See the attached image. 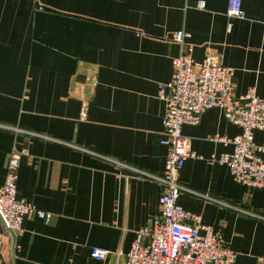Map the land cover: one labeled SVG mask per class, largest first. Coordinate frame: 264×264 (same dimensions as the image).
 Segmentation results:
<instances>
[{"label": "crops", "instance_id": "0c3cea01", "mask_svg": "<svg viewBox=\"0 0 264 264\" xmlns=\"http://www.w3.org/2000/svg\"><path fill=\"white\" fill-rule=\"evenodd\" d=\"M226 9L227 0H0V186L10 154L27 151L16 197L50 216L26 217L20 236L0 221L3 264H125L159 213L160 188L130 169L163 171L158 91L173 59L187 48L197 63L215 57L234 69L235 98L253 89L264 99V0H242L243 19ZM240 132L219 109L182 128L194 157L179 183L199 195L179 204L221 233L234 264H264V189L211 162L232 150L215 138ZM95 247L108 251L104 262L91 259Z\"/></svg>", "mask_w": 264, "mask_h": 264}, {"label": "built area", "instance_id": "2783aa9c", "mask_svg": "<svg viewBox=\"0 0 264 264\" xmlns=\"http://www.w3.org/2000/svg\"><path fill=\"white\" fill-rule=\"evenodd\" d=\"M202 6V3L198 4L199 8ZM226 15L243 19L242 0H227ZM185 37L183 33H176L173 38L181 42ZM233 76L234 69L222 65L215 57L209 56L200 63L195 62L191 48L173 59L171 79L162 84L158 91V98L164 103L160 141L166 148L163 171L159 175H152L129 168L138 178L158 185L159 213L136 232L135 240L125 255V264H234L235 253L229 249L221 233L204 226L199 216L185 211L179 204L183 193L199 195L179 183L186 159L194 157L188 139L182 135V128L197 124L201 114L209 109H219L229 123L241 130L232 139L215 138L225 145H231L232 150L218 158L212 155L211 162L225 165L236 184L256 190L264 189V161L261 157L264 154V99L258 97L253 89H249L243 97L235 98L232 94ZM84 111L83 108L81 116H84ZM0 128L8 127L0 125ZM255 131L262 134L259 145L253 141ZM26 156L27 151H13L10 154L0 186V221L7 230L18 236L22 234L26 217L36 214L39 218H50L16 197L20 160ZM217 203L238 210L226 203ZM108 254V251L96 247L90 250L91 259L97 262H104ZM0 264H3L1 258Z\"/></svg>", "mask_w": 264, "mask_h": 264}]
</instances>
